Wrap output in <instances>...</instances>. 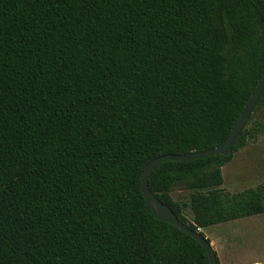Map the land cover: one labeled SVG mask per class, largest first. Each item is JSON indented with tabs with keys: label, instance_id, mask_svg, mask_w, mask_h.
Masks as SVG:
<instances>
[{
	"label": "trees",
	"instance_id": "1",
	"mask_svg": "<svg viewBox=\"0 0 264 264\" xmlns=\"http://www.w3.org/2000/svg\"><path fill=\"white\" fill-rule=\"evenodd\" d=\"M263 74L264 0H0V264H209L154 217L140 174L223 141ZM256 114L264 90L230 153L148 173L202 235L264 213V182L221 187Z\"/></svg>",
	"mask_w": 264,
	"mask_h": 264
},
{
	"label": "rangeland",
	"instance_id": "2",
	"mask_svg": "<svg viewBox=\"0 0 264 264\" xmlns=\"http://www.w3.org/2000/svg\"><path fill=\"white\" fill-rule=\"evenodd\" d=\"M253 118L264 121L257 114ZM222 174L221 187L230 192L264 182V131L233 153L231 160L222 167ZM191 192L180 186L170 192L188 220L192 219ZM201 231L212 244L220 264H264V213L210 225Z\"/></svg>",
	"mask_w": 264,
	"mask_h": 264
},
{
	"label": "water",
	"instance_id": "3",
	"mask_svg": "<svg viewBox=\"0 0 264 264\" xmlns=\"http://www.w3.org/2000/svg\"><path fill=\"white\" fill-rule=\"evenodd\" d=\"M264 90V74L257 83L256 87L254 88L248 102L242 109L240 115L236 119L230 133L228 136L221 141L216 146L201 150V151H190L187 153H181V154H164L157 156L153 158L151 161H149L144 168L141 171L140 174V190L144 197L145 204L148 205L156 219L166 221L182 231L186 232L193 238H195L205 249L208 262L209 264H218V257L217 254L210 243V241L205 237V235H202L198 231H195L191 229L187 224L181 222L171 207L159 200V198L149 190L148 184H147V176L150 170L159 162L166 161V160H172V161H191L195 159H201L208 156H211L215 153L220 154H228L231 152L232 144L239 133V131L243 128L245 125L247 119L249 118L250 114L253 111L254 106L256 105L262 91Z\"/></svg>",
	"mask_w": 264,
	"mask_h": 264
}]
</instances>
